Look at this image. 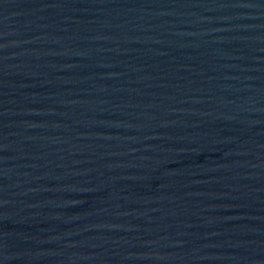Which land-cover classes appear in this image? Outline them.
I'll use <instances>...</instances> for the list:
<instances>
[{
	"label": "water",
	"instance_id": "water-1",
	"mask_svg": "<svg viewBox=\"0 0 264 264\" xmlns=\"http://www.w3.org/2000/svg\"><path fill=\"white\" fill-rule=\"evenodd\" d=\"M0 264H264V0H0Z\"/></svg>",
	"mask_w": 264,
	"mask_h": 264
}]
</instances>
